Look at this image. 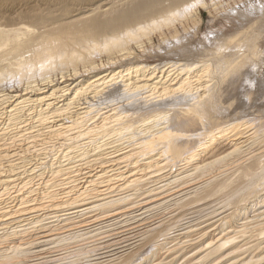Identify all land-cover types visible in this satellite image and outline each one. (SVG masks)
<instances>
[{
    "label": "rangeland",
    "instance_id": "rangeland-1",
    "mask_svg": "<svg viewBox=\"0 0 264 264\" xmlns=\"http://www.w3.org/2000/svg\"><path fill=\"white\" fill-rule=\"evenodd\" d=\"M30 1L0 0V9L20 2L17 4L24 6L12 10L14 14L16 10L22 15L25 11L29 15L39 12V18H44L43 21L31 19L33 24L24 17L12 23L7 20L10 12L0 10V15L6 16H0L1 89L22 93L30 83L40 84L46 77L58 85L63 75L75 73L77 80L87 79L102 73H117L137 64L163 67H169L168 63L182 66L206 64L203 74L219 106L213 115L214 120L227 123L264 118V0H166L164 4L163 0L160 4L168 10L145 19V24L142 23L144 20H132L129 23L134 22L133 26L128 23L132 27L131 33H128V24L124 29H116L112 28L111 21L119 11L122 12L120 16H126L129 9L144 0H104L102 5L100 1L95 2L94 7H88V4L96 0ZM54 17L57 21L53 22ZM88 18H97L103 28L107 24L104 31L100 26L94 30L95 36L90 38L94 42L86 38L92 43L81 40V37L85 38L84 24L91 21ZM42 22L48 23L49 30L55 27L51 30L55 34L46 32L47 27ZM63 24L65 27L74 24V27H79V32L73 29L75 33L72 36L66 31V34L63 31L57 34L58 25L59 30ZM80 32L81 35L78 34ZM54 54H59L63 63L59 56L57 63ZM239 68L242 71L234 74ZM197 87L191 94L200 92ZM119 94L104 95V103L122 102ZM163 100L152 104L149 109L140 107L135 110L147 116L160 112L159 116L164 120L175 109L186 108L192 102L188 101L189 104L180 98ZM138 105L141 106L140 103ZM248 145L240 152V161H235V155L225 159L226 162H214L211 165H217L212 168L211 165L200 170L188 167L183 173L177 175L176 172L165 181L144 186L145 192L131 197L133 207L111 219L103 215L97 219L98 211H94L69 221L62 219L64 216L59 219L47 216L34 226L16 224L3 226L4 229L0 227V264H264V213H260L264 207L253 209L246 215H241L240 211L242 204L248 203L251 207L257 196H264V179H239L243 169L238 168L250 163L259 151L264 152V147L261 148L263 150L257 149L255 143ZM56 154L54 152V156ZM205 168L209 170L205 171ZM220 180L232 185L230 188L236 191L232 193L230 188L218 187L221 182L217 181ZM247 184L245 190H240ZM208 186L212 190L209 194L206 193ZM153 188L152 193L148 191ZM198 195L200 198H196ZM231 212L237 215L233 219L231 217L233 226L223 228V219ZM229 237L230 241L224 246L219 242L214 243L216 248H206L211 240L222 238L225 241ZM19 244L23 249L17 251L15 248ZM152 252L156 255L150 258Z\"/></svg>",
    "mask_w": 264,
    "mask_h": 264
},
{
    "label": "bare ground",
    "instance_id": "bare-ground-1",
    "mask_svg": "<svg viewBox=\"0 0 264 264\" xmlns=\"http://www.w3.org/2000/svg\"><path fill=\"white\" fill-rule=\"evenodd\" d=\"M31 1L30 3H32ZM98 1H100V5L104 3V0H96L93 3H87L88 7H94V3ZM162 1L144 0L129 11L126 9L129 12L126 16H120V11L117 12L113 21H111L112 18H109L112 28L124 29L132 20H135L134 22L144 20L142 22L144 23L145 19L149 20L156 14L166 12L168 7L164 8V5L160 4ZM17 3L11 7L8 5L6 9L1 8L5 12H10L8 15L10 17L7 16L9 22L14 23L23 17L26 21L27 19L28 21L31 19H34L32 21L44 20V18H39V12L29 15L25 11L24 15L17 14L16 11L24 6ZM14 9H18L15 11L16 14L12 12ZM43 13L45 14L44 11ZM0 14L2 15V12ZM129 15H132L134 19H131L132 16L129 17ZM1 17L6 18L5 15ZM56 18L54 17L51 21H57ZM100 18L103 17L100 16ZM88 19L91 21L85 24L83 22L85 26L78 23L86 29L84 34V30L81 31L85 37H81V40L94 37V30L102 25L97 18ZM133 23H129L130 26H133ZM129 24L127 25L129 30H127L128 33H131L130 28L132 27ZM44 25L47 27L48 23L45 22ZM73 25L68 24V27H65L64 24V27L60 25L59 30L58 25L56 33L63 31L66 34V31L68 35L72 36L75 33L74 30L79 32L77 31L79 27ZM106 25L104 28H107ZM48 28L45 31L48 30L51 34H55L51 31L55 27H50L51 30ZM127 30L125 28V31ZM81 32L78 34L81 35ZM37 39L34 38L36 41ZM43 40L44 38L41 41ZM93 40L90 39L94 42ZM107 42L109 41L107 40ZM54 56L57 55L54 54ZM58 56L56 57L57 63L61 58ZM60 60L63 63L62 58ZM168 65L169 67L156 64H137L117 71V73H102L78 80L74 73V75H63L62 81L57 83L58 85L46 77L40 84L30 83L22 93L13 90L11 91L14 93H11L0 87V227L16 224L23 226L33 224L34 226L43 222L47 216L58 219L64 216L62 219L69 221L74 217H81L94 211H98L97 219L100 215L111 219L131 209V206L134 205L131 197L142 191L145 192L144 186L146 185L165 181L176 172L177 175L183 173V170L188 167L194 166L195 170L196 168L200 170L214 162L233 158L235 155H237L234 158L235 161H240V152L251 143L252 145L255 143L257 149L264 147L263 117V119L258 116V119L256 117L255 119L227 123H220L213 119L219 106L215 99L216 96L214 97L210 92L206 76L203 74L206 64L182 66L178 63H168ZM241 71L239 68L234 74H239ZM110 85L114 86L110 88ZM196 87L200 92L197 95L191 94ZM113 92H119L123 101L104 103L106 97L103 96ZM166 98H180L182 101L192 102L191 104L188 102L189 107L175 109L171 113L172 115L167 116V119L164 118V120L159 116L160 112L154 114L149 112L150 115L147 116L146 113L135 110L140 107L148 108ZM168 100L170 101V99ZM163 102L166 103L164 100ZM131 109L134 111L130 112ZM249 149L247 148V150ZM54 152L57 153L55 156ZM244 159L243 161H246ZM263 159L264 152L260 153L259 151V154H255L250 163L240 166L238 169L243 170L239 173V179L243 180L247 177L249 180H252L251 178L264 179V169L261 168L264 167ZM213 166L211 165V168ZM194 169L190 170L194 171ZM242 180H239L241 184ZM239 184L238 186L241 185ZM249 184L240 190H245ZM228 185L223 181L218 187L223 189L232 186ZM215 187H212L213 190ZM210 189L211 187L205 189L206 193H211ZM153 190L154 188L148 189L150 192ZM231 191L233 193L236 190L231 189ZM200 196L202 195L200 194ZM198 197L199 195L196 196V198ZM147 198L150 197L147 196ZM241 206H238L241 208V215H246L253 209L264 207V196H257L251 202V207L248 203ZM260 213H264V210ZM234 216L235 212H231L227 217H224L223 228L224 226L226 228L233 226L231 220ZM223 228L222 230H224ZM221 239L211 240L205 247L212 248L214 243L219 242L220 246H224L230 241V237L225 241ZM21 246L20 244L16 245L15 249L17 251L23 249ZM155 253L152 252L149 257H154Z\"/></svg>",
    "mask_w": 264,
    "mask_h": 264
}]
</instances>
